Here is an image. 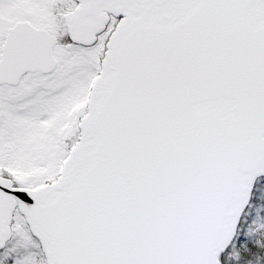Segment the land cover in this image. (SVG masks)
<instances>
[{
    "label": "snow or ice",
    "instance_id": "snow-or-ice-1",
    "mask_svg": "<svg viewBox=\"0 0 264 264\" xmlns=\"http://www.w3.org/2000/svg\"><path fill=\"white\" fill-rule=\"evenodd\" d=\"M0 264H264V0H0Z\"/></svg>",
    "mask_w": 264,
    "mask_h": 264
}]
</instances>
